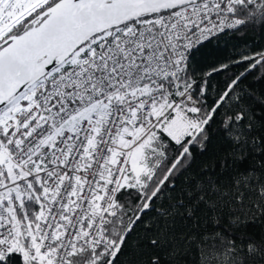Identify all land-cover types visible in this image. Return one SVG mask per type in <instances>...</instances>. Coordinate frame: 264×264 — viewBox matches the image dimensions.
Instances as JSON below:
<instances>
[{
  "label": "snow or ice",
  "instance_id": "1",
  "mask_svg": "<svg viewBox=\"0 0 264 264\" xmlns=\"http://www.w3.org/2000/svg\"><path fill=\"white\" fill-rule=\"evenodd\" d=\"M0 264H264V0H0Z\"/></svg>",
  "mask_w": 264,
  "mask_h": 264
},
{
  "label": "trees",
  "instance_id": "2",
  "mask_svg": "<svg viewBox=\"0 0 264 264\" xmlns=\"http://www.w3.org/2000/svg\"><path fill=\"white\" fill-rule=\"evenodd\" d=\"M245 40H247L249 43L252 42L251 37H242V38L239 39L238 42L241 43V44H243V42H244Z\"/></svg>",
  "mask_w": 264,
  "mask_h": 264
}]
</instances>
